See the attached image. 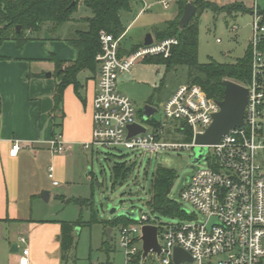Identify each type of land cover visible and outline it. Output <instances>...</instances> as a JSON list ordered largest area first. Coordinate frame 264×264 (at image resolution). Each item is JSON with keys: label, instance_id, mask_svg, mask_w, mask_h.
<instances>
[{"label": "built area", "instance_id": "obj_1", "mask_svg": "<svg viewBox=\"0 0 264 264\" xmlns=\"http://www.w3.org/2000/svg\"><path fill=\"white\" fill-rule=\"evenodd\" d=\"M178 0H138L141 11L155 3L167 9ZM251 2V35L249 78L246 84L248 100L244 110V127H235L223 135L217 144L208 145L203 160L205 167H194L188 180L179 191V199L192 205L202 216L188 217L176 222L160 223L145 213H138V220L118 228V243L124 253V264H264V14L257 0ZM191 2V0H188ZM236 29V27H232ZM121 37L114 38L105 31L99 32L100 51L97 90L93 99L91 139L83 144L90 148L125 147L156 153L166 149L192 148L196 134L203 133L218 112L217 100L207 97L199 85H179L163 105V119L157 124L136 120L137 110L131 99L117 89L119 73L128 72L131 66L145 56L168 57L177 38L167 37L149 45H141L128 56H119ZM219 42V39H217ZM143 117V116H142ZM139 123L143 133L127 136V126ZM178 122V132L172 126ZM192 133L190 142H176L171 135L180 134L185 128ZM21 148L14 140L9 155L15 156ZM54 154L66 150V142L56 135L50 141ZM48 178L57 185L53 168ZM185 208V207H184ZM190 218V219H189ZM215 222L210 226L211 220ZM157 226L160 253L150 250L142 257L141 227ZM160 239L162 242H160ZM24 243L25 238L20 236ZM180 247L188 252L192 261L175 263L173 249ZM18 264H29L28 249H22Z\"/></svg>", "mask_w": 264, "mask_h": 264}, {"label": "rangeland", "instance_id": "obj_2", "mask_svg": "<svg viewBox=\"0 0 264 264\" xmlns=\"http://www.w3.org/2000/svg\"><path fill=\"white\" fill-rule=\"evenodd\" d=\"M217 1L228 3L233 0ZM211 2L216 4L214 1ZM257 2L260 9H263L264 0H257ZM243 4L247 8L251 6L249 0H243ZM140 8L137 1L132 3L130 10L120 12L121 20L126 28L121 48L140 44L147 33L154 35L155 30L161 27L165 20L173 18L176 14L175 3H171L167 9L155 3L149 9L138 13ZM233 11L226 13L204 10L201 13L198 33L200 63L207 62L209 58L230 63L243 56L251 35V14L249 11L244 12L243 9ZM91 15L90 9L86 8L80 0L77 10L71 16L72 20L64 23L58 30L50 31V26L45 25L40 32L29 35L33 38L66 40L71 37L75 29H85L86 23L82 18ZM163 28L165 26L159 30ZM153 40L159 41L155 37ZM131 47H124L126 49L123 55L128 56L139 46L130 51ZM146 57L149 56L138 59L128 72L119 73L116 79L118 91L128 96L133 102L138 121L143 120L142 107L148 102L156 109L152 118L163 119V105L166 99L179 85L190 84L185 68L167 69L162 64L143 61ZM147 127L149 131V124ZM171 136L173 141L182 142L183 140L177 134ZM85 150L86 161L83 162L82 158H71L65 169L67 178L59 177V186L53 188L54 192L65 194L66 197L44 200L39 208L28 214L35 219L79 221L72 228L70 248L66 251L61 264H124V253L118 243V226L107 225L115 217L109 214L108 206H117L129 211L137 210L139 214L145 213L151 218L158 219L160 223L178 221V218H167L151 212L147 205L150 198L152 173L158 165L176 172L169 197L181 203L191 213L193 219H201L202 216L192 205L179 199V191L185 179L192 175L194 167H205L208 164L206 160H202L191 167L192 148L166 149L156 153L127 149L122 146ZM120 161L132 164L133 168L123 184H117L111 188L110 169L114 162ZM67 185L71 186L69 193L64 190ZM75 198L84 199L83 205L70 202ZM108 228H110L109 233ZM160 242H162L161 239Z\"/></svg>", "mask_w": 264, "mask_h": 264}, {"label": "crops", "instance_id": "obj_3", "mask_svg": "<svg viewBox=\"0 0 264 264\" xmlns=\"http://www.w3.org/2000/svg\"><path fill=\"white\" fill-rule=\"evenodd\" d=\"M211 1L217 5L243 4V0ZM141 12L140 8L138 13ZM173 18L165 20L162 26ZM123 36L124 33L120 46ZM52 55L62 61H73L78 50L62 38H32L21 47L8 39L0 45V264H18L24 248L28 249L29 264H61L70 248L69 245L64 250L60 241L61 222L69 221L35 219L28 214L43 203V191H48L45 201L66 197L53 191L59 183L53 185L48 178L49 167L58 182L59 177L67 178L65 169L71 158L86 161L83 144L91 139L98 72L79 71L78 93L72 84L67 85L59 109L54 110L55 66L49 60ZM56 135L66 142L62 154H54L50 149V141ZM14 140L20 142L21 148L10 156ZM70 188L67 185L64 190L69 193ZM20 236L25 238L24 243L19 241Z\"/></svg>", "mask_w": 264, "mask_h": 264}, {"label": "trees", "instance_id": "obj_4", "mask_svg": "<svg viewBox=\"0 0 264 264\" xmlns=\"http://www.w3.org/2000/svg\"><path fill=\"white\" fill-rule=\"evenodd\" d=\"M138 0H81V3L90 9L92 15L82 18L86 23L85 29H75L71 37L66 38L68 43L78 50V57L73 61H62L50 57L54 63L53 76L56 79L53 95L54 110H58L62 101L65 87L72 84L78 93L79 83L77 74L82 70L92 73L98 72L96 55L100 51L99 32L105 31L114 38H119L125 31L120 17V12L128 11L132 3ZM80 0H0V45L3 41L14 40L18 47L32 39L29 34L40 32L45 25L50 26V31L58 30L64 23L72 20V14L77 10ZM188 0H178L176 16L169 20L162 30H156L154 37L162 40L167 37L177 38L178 43L173 45L168 57L162 55L149 56L143 61L162 64L167 69L185 68L190 78V83L200 86L207 97L221 100L224 96V80L229 79L239 84H246L249 78L250 53L246 48L242 57L234 62L222 63L212 58L207 62L198 61V33L199 17L204 10L232 13L233 10L250 12V9L241 4H229L217 6L209 0H191L195 5V13L184 29L179 30L178 22ZM242 7V8H241ZM264 14V8L261 10ZM20 26L17 30L16 26ZM264 45V44H263ZM131 47L130 51L134 49ZM125 49L119 46L118 54L123 56ZM147 104H151L148 102ZM147 123L156 125V119L150 117ZM174 130L178 132V122L171 123ZM177 136L182 137V142H190L191 131L186 127ZM133 168L132 164L125 161L114 162L110 169L111 188L123 182L129 177ZM176 178L173 169L158 165L151 177L150 198L147 205L151 212L167 218L185 219L188 217L186 209L176 200L169 197V192ZM69 201V200H67ZM84 199H71L70 202L83 205ZM79 221L61 222L60 241L62 248L67 250L71 244V231ZM136 221L124 216H115L109 222L110 226H127ZM145 264H152L147 261Z\"/></svg>", "mask_w": 264, "mask_h": 264}, {"label": "water", "instance_id": "obj_5", "mask_svg": "<svg viewBox=\"0 0 264 264\" xmlns=\"http://www.w3.org/2000/svg\"><path fill=\"white\" fill-rule=\"evenodd\" d=\"M195 13V5L191 2L185 4L183 13L179 18L178 28L179 30L189 23ZM19 30L20 26H16ZM153 42L151 34L147 33L143 40V45H149ZM49 75V74H48ZM248 100V89L243 85L226 79L224 80V96L221 100H217L219 106L218 112L212 114V122L203 133L196 134L194 137V146L192 147V154L190 157L191 167H194L196 163L202 161L207 153V146L217 144L220 138L225 135L230 129L235 127H244V110ZM155 108L150 104H145L142 107V116L144 120L149 119L155 112ZM128 137L143 133L145 127L137 122L129 124L127 126ZM188 178L185 179V182ZM45 194V197H44ZM43 200H47L48 191L42 192ZM186 209V208H184ZM108 212L114 216H124L134 221L138 220L137 210H125L119 207L108 206ZM216 220L213 218L209 226ZM107 232H110L108 228ZM141 241H142V257L145 258L150 250L160 253L161 249L157 239V226L152 224H144L141 227ZM173 260L175 263H179L181 260L191 262L192 258L188 252L180 247L173 249Z\"/></svg>", "mask_w": 264, "mask_h": 264}]
</instances>
